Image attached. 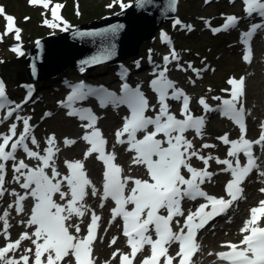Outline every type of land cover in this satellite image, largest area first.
Returning a JSON list of instances; mask_svg holds the SVG:
<instances>
[{
	"label": "snow or ice",
	"instance_id": "snow-or-ice-1",
	"mask_svg": "<svg viewBox=\"0 0 264 264\" xmlns=\"http://www.w3.org/2000/svg\"><path fill=\"white\" fill-rule=\"evenodd\" d=\"M205 2L208 3L210 0ZM29 3L40 5L47 10L51 0H29ZM243 3L248 17L251 18L256 14L261 20L260 23L251 24L250 29L241 34L242 42L248 46L243 59L251 63L250 42L260 31H264V0H243ZM117 4L122 10L132 6L125 4L123 0H113L108 7ZM176 5L177 0H167V3L159 6L155 0H136L137 7L141 9L160 7L162 14L176 11ZM62 7L63 5L60 4L53 5L52 21L45 19L44 24L50 28L60 27V23L56 21L62 22V17L58 15V9ZM0 15L6 21L5 31L0 33V42L8 35H13L19 42L22 30L15 26V18L7 15L3 6H0ZM239 20L240 18L234 15L226 16L222 28L211 30L214 33L231 30L238 26ZM205 23L210 27V21L206 20ZM177 25L191 30L190 25L183 24L179 19L174 20L173 27ZM120 27L122 25H116L105 32L115 33ZM64 30H68L67 24L64 25ZM78 35H104V33H78ZM162 38L171 43L167 34L162 33ZM10 50L19 56L24 55L19 44ZM105 53L103 59L110 58V50H105ZM149 59L151 62V57ZM162 59L163 67L154 68V78L149 83V87L156 95L154 104L150 103L139 84L132 87L126 79L121 84L120 94L103 86L93 87L85 82L76 84L66 82L70 93L65 100L58 101V105L66 110L68 117L76 118L80 122L84 133L79 139L89 146L84 152L83 159L64 161L66 174L61 173L57 167L61 149L55 134L45 139V146L41 149L40 142L35 136L34 126L30 123L31 117L20 114L24 104L32 99V86H25L28 89L25 99L18 103L8 97L6 84L0 79V114H2L0 126L10 119L13 121L6 132H0V202L5 195L13 198L7 207L0 211V236L6 241L5 245L0 247V264H97L93 246L101 216L87 203L89 196L98 198L101 209L108 200L114 202L115 206L110 209L109 224L114 223L117 218L123 222L122 235L126 238L130 252L123 253L117 249L112 254L113 260L119 255L120 264H133L137 254L143 253L145 246H148L150 255L144 256L140 264H174V262L191 264V257L200 249V245L196 243L197 232L209 221L225 214L234 202L241 198L244 191L241 185L254 170L259 177L264 178V169L257 162L259 157L253 153L254 145L264 148V122L260 126L261 134L256 140L245 138V108L242 100L245 95V78L241 77L239 80L230 78L227 83L231 86V90H222L228 92L230 98L212 97L221 101V104L215 108L207 103L205 97L198 98L204 114L194 116L190 109L191 97L183 89L178 88L166 74L169 70L168 65L174 61L177 62L179 70L190 69L197 77L202 70L194 68L191 63L187 68L180 65L179 54L174 47ZM101 62L100 56H93L81 62L80 71L84 72L86 67ZM136 67H140L138 61ZM127 72L128 70L125 69V76ZM192 83L194 84L195 81ZM90 98H95L102 109L111 106L116 111L121 107H126L128 110L127 115L122 117L121 127L115 132L116 140L112 151L107 150L108 141L97 126L100 117L91 107L77 106ZM169 101L181 104L182 118H178L170 110ZM212 111H219L241 129V135L236 140H230L227 133L217 137V140L224 145L230 146L227 152L228 158L225 159L211 154L202 155L203 149L215 148L216 145L203 143L200 149H197L193 140L185 135L191 130L195 132V138L203 140L207 113ZM21 123L23 127L18 131ZM63 143L65 147H70L77 143V140L66 137ZM116 145L127 146L125 151L133 154L130 167H143L144 177L124 174L123 167L115 162ZM19 152H22L25 158H18ZM241 153L246 157L244 165L240 162ZM94 154L104 166L99 187L88 177L85 169V161ZM193 158L201 161L205 167L202 169L194 167L191 162ZM26 159L35 161V166L26 163ZM210 160L226 166L221 168L220 172L230 173L232 177L225 185L229 199L209 195L201 187L217 174L207 170ZM9 167L12 175L10 180H6ZM7 184L17 185L19 191L17 188L6 186ZM260 192L264 193V188H261ZM199 198L206 202L199 204L195 211H189L185 216L182 201H195ZM29 199L32 201L31 208L26 210L24 202ZM13 211L17 216L26 217L20 219L19 224L32 229L31 232L21 233L15 241L11 240L9 231L12 227L10 218ZM85 217L89 218V222L86 225V235L82 236L81 225L84 224ZM178 217L184 218L183 224L177 219ZM262 218H264V200L250 209V217L240 229L242 239L239 243L228 242L222 245L228 247L229 251L217 253V257L228 261L229 264H264ZM173 224L177 226V231L173 230ZM117 239L118 237H113L110 246L114 245ZM23 241H29L32 246L23 248L22 254L17 256V253L21 252ZM174 244L178 245V251L175 255H171L169 249ZM104 264L111 262L105 261Z\"/></svg>",
	"mask_w": 264,
	"mask_h": 264
},
{
	"label": "rangeland",
	"instance_id": "rangeland-1",
	"mask_svg": "<svg viewBox=\"0 0 264 264\" xmlns=\"http://www.w3.org/2000/svg\"><path fill=\"white\" fill-rule=\"evenodd\" d=\"M2 1L17 16L22 17L24 20H26L25 19L26 17L28 18L26 21H28L29 23L28 24L26 23L24 26L26 27L27 33L28 32L33 33L32 37L30 38V43L32 44L33 39L35 38V35H37V34H34V31H36L37 29L35 27V22H34L36 18L33 12H29V11L27 12L26 10H37V9L29 5L26 2V0H2ZM54 1L63 5L64 10L66 11L65 16L69 20V22H71L72 24L81 23L75 18L72 12V10H75V5H74L75 0H54ZM135 1L136 0H126V2H131V4L134 3ZM202 2L203 0H180V8H181L180 14L185 17H188V16L192 17L196 15H201V14L210 15V16L219 14V19H220L219 23H220L221 21L225 20L226 16H231V15L236 16L241 13L236 6L230 5L226 1H224L222 5H218V4L213 5L212 7L207 8V9L201 8ZM103 3H106V2L101 1V0H81L80 10L83 14H85L84 18L88 19L93 16L101 15ZM111 12L112 11H107V13H111ZM31 22H34V23H31ZM201 23H202L201 20H196L195 22V24L197 25H201ZM1 25L2 23L0 22V27ZM169 25L171 24H166L165 27ZM178 33H180V31ZM199 35L201 34L197 33L193 35L192 37L186 39L183 42L182 46L184 47L185 50L186 49L190 50L191 48H194L196 51H201L200 53H202L203 51H206V47H207L208 48L207 53L212 57H208L206 60H203L202 58L197 57L195 55V52L191 50L187 54L188 55L187 60H190V61L192 60L195 63H198V62L210 63L214 61L215 65L217 66V70L212 73L210 72L207 75L205 79L206 80L205 83H203L199 87L198 85H196V87L193 88V90L195 91V94H201L202 92H204V93H207L206 97L208 100L216 101L212 99V97L218 96L219 92L223 94V97H226L229 94L228 92L222 91L224 89L230 90V85L227 83V80L229 78H232V77L238 78L241 75L246 74L249 78V93L253 97V100L250 102V106L254 107V106L262 105V103H260L254 98V95L258 92L257 91L258 85L262 81L261 80H260L261 82L258 81V79L252 76V74L254 72H258L260 75L264 76V67L261 64L254 65L252 67L241 64L239 62V58H241V55H242L240 50L238 49L233 50V46H228L227 50H225L226 43L223 40H227L226 38H221L220 40H214L212 39L211 35L209 36H199ZM222 42L225 43L224 46L222 45ZM149 44L156 46L157 41L155 40L145 41L141 49V54L144 52L145 45H149ZM217 52H219V55L221 57H219V60H214L215 57L213 55H215ZM196 53H199V52H196ZM0 55H1L0 56L1 61H3V66L7 74H9L8 70L13 72L11 75H9V77L12 78L11 87L13 88V90H17L15 89V86H18L19 82L21 81V79H18V75L26 74L25 65L23 62H20V63L15 62L13 60V57L9 56L8 53L3 48H1ZM72 71H73V68H69L66 72H72ZM190 78L193 79L194 77L190 76ZM213 84L216 89L212 88ZM209 89H211V91H209ZM58 99L59 97L55 98V100H58ZM44 100H50V99L44 98ZM52 102H56V101H52ZM32 110L35 111V113H37L38 118L42 116L43 111H44V109L40 106H36L32 108ZM72 126H73L72 121L67 120L64 117L57 116L53 120H51L47 125L41 126L40 133H41V136L44 134V138H46L49 133H55L57 134V140L61 141V138L63 136L73 135L71 130H69L70 127ZM226 133L228 135L231 134V129L229 125H227L226 123H222L216 118H213L209 125L207 140H205L203 143L208 142L209 144L216 145V147L212 148V151L210 153H208L206 149H203L201 151V154L202 155L211 154L213 156L218 157L219 153L221 154L223 148L220 149L221 145H220V141L217 140V137H219L220 134L224 135ZM203 143L199 144L197 149H200V146ZM68 151L70 150L68 149L65 150L64 156H66V153ZM195 161L198 162V160L196 159ZM210 161L216 162L215 160H210ZM199 163L201 166L204 165L201 161H199ZM214 167L217 168L218 167L217 164L214 163ZM252 192H255V190ZM225 239L237 240L238 238L229 237V238H224L223 240Z\"/></svg>",
	"mask_w": 264,
	"mask_h": 264
},
{
	"label": "water",
	"instance_id": "water-1",
	"mask_svg": "<svg viewBox=\"0 0 264 264\" xmlns=\"http://www.w3.org/2000/svg\"><path fill=\"white\" fill-rule=\"evenodd\" d=\"M155 2L159 6L167 3V0ZM178 3L179 0L176 11L167 14H162L160 7L141 9L135 6L108 22L95 24L93 30L86 32H103L104 35H85L83 38L79 35L72 41L65 37L46 40L27 55L29 76L34 80L44 79L51 73L56 75L67 66L81 63L93 56H100L104 60L105 50L111 52L110 58L105 60L121 61L137 55L142 42L153 39L162 25L176 18ZM116 25L122 27L115 33L105 32Z\"/></svg>",
	"mask_w": 264,
	"mask_h": 264
},
{
	"label": "bare ground",
	"instance_id": "bare-ground-1",
	"mask_svg": "<svg viewBox=\"0 0 264 264\" xmlns=\"http://www.w3.org/2000/svg\"><path fill=\"white\" fill-rule=\"evenodd\" d=\"M255 77L257 79H260L262 82L258 85V89H257L258 92L254 95V98L257 101H259L260 103H262L263 99H264V92L262 91L261 87L264 85L263 84L264 83V76L260 75L259 73H255ZM261 84H263V85H261ZM253 111L255 113L259 112L262 115V119L260 121L264 122V104L255 107L253 109ZM71 129H73V128H71ZM257 130H260V125H258V124L255 125V132ZM78 157L79 158L81 157L80 153L78 154ZM57 167H58V169H59V167L60 168L63 167V163L61 161L58 162L57 163ZM90 172H91L92 177H94V179H96L95 178V174H93V171L91 169H90ZM225 175L226 174H224L223 176H225ZM14 185L15 184H7L6 186L10 187V186H14ZM88 204L96 211L95 204L91 201V196L89 198ZM248 206H249V204H246V207H243V205H242L241 211L234 215V217L232 219L233 220L232 224L222 227L220 232H218L217 234H221V232L225 231L226 232L225 237H236V236H238V234H239V225H240V222L244 220V217H245L244 210H246L248 208ZM20 219H23V217L22 216H17L15 212H12V215H11V218H10V222L12 224V227H14L15 224L18 223V221ZM262 226H264V219L262 221ZM12 227H11V229H12ZM212 235H214V234H212ZM239 240L232 241V240L225 239L223 241H229V242H234L235 243V242H239ZM205 241H206V243H208V247H211V249L204 248V250H202L203 258H202V260L198 261L196 264H219L217 262V260H216V255L215 254H216V252L218 250L226 249V247L223 248V247H218L217 246L219 244V242H220V241H218L217 237H212L210 239L206 238ZM203 247L204 246H202V249H203ZM97 249H99L98 245H97ZM214 251H215V253H214ZM209 253H212V255H209Z\"/></svg>",
	"mask_w": 264,
	"mask_h": 264
},
{
	"label": "trees",
	"instance_id": "trees-1",
	"mask_svg": "<svg viewBox=\"0 0 264 264\" xmlns=\"http://www.w3.org/2000/svg\"><path fill=\"white\" fill-rule=\"evenodd\" d=\"M19 61H21V62H22V60H18V63H19ZM20 77H21V78H23V77H24V79H26V77H25V74H23V75H20Z\"/></svg>",
	"mask_w": 264,
	"mask_h": 264
}]
</instances>
